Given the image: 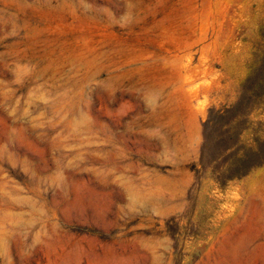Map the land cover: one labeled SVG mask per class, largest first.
<instances>
[{
  "label": "rangeland",
  "instance_id": "rangeland-1",
  "mask_svg": "<svg viewBox=\"0 0 264 264\" xmlns=\"http://www.w3.org/2000/svg\"><path fill=\"white\" fill-rule=\"evenodd\" d=\"M0 264H264V0H0Z\"/></svg>",
  "mask_w": 264,
  "mask_h": 264
}]
</instances>
